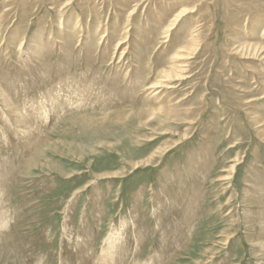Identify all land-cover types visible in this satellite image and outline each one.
Masks as SVG:
<instances>
[{"label":"rangeland","instance_id":"obj_1","mask_svg":"<svg viewBox=\"0 0 264 264\" xmlns=\"http://www.w3.org/2000/svg\"><path fill=\"white\" fill-rule=\"evenodd\" d=\"M116 241L264 264V0H0V264Z\"/></svg>","mask_w":264,"mask_h":264},{"label":"bare ground","instance_id":"obj_2","mask_svg":"<svg viewBox=\"0 0 264 264\" xmlns=\"http://www.w3.org/2000/svg\"><path fill=\"white\" fill-rule=\"evenodd\" d=\"M36 46V45H35ZM42 46V45H41ZM38 47V46H37ZM39 48V47H38ZM40 50V49H39ZM51 112V111H50ZM21 115L19 114L17 117L18 121H21L23 119H21L20 117ZM20 118V120H19ZM118 247H119V244L118 242L116 241L115 243L113 244H109L107 245V247H105L104 251H103V254L102 256L104 257L105 259V264H111V263H114L116 262V256L118 255ZM121 258V257H120ZM118 259L120 260L119 261V264L122 263V260L121 259Z\"/></svg>","mask_w":264,"mask_h":264}]
</instances>
